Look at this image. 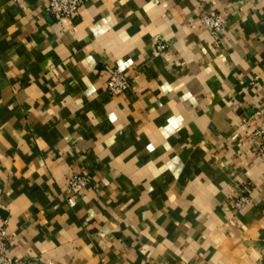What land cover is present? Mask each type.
<instances>
[{
  "label": "crops",
  "instance_id": "crops-1",
  "mask_svg": "<svg viewBox=\"0 0 264 264\" xmlns=\"http://www.w3.org/2000/svg\"><path fill=\"white\" fill-rule=\"evenodd\" d=\"M46 6L0 0L10 256L264 264V0H92L63 24ZM209 11L226 18L219 35L203 24ZM117 68L133 83L112 95ZM77 173L93 183L71 207Z\"/></svg>",
  "mask_w": 264,
  "mask_h": 264
},
{
  "label": "built area",
  "instance_id": "built-area-1",
  "mask_svg": "<svg viewBox=\"0 0 264 264\" xmlns=\"http://www.w3.org/2000/svg\"><path fill=\"white\" fill-rule=\"evenodd\" d=\"M92 0H47L46 11L52 15L59 24L77 18L82 9ZM204 26L214 35L221 34L226 28V18L215 11L206 12L203 18ZM159 50L164 49L160 45ZM133 79L120 69H114L107 81V89L112 95H120L132 86ZM258 119L254 135L260 141V155L264 160V109L255 112ZM92 178L87 173H77L68 179L67 201L71 207L77 205L78 198L92 186ZM250 202L248 196L240 198L236 208H242ZM11 236L6 222L0 226V264H19L10 256Z\"/></svg>",
  "mask_w": 264,
  "mask_h": 264
}]
</instances>
